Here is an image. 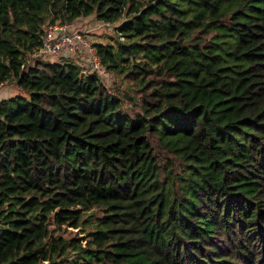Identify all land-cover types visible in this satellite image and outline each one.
I'll return each mask as SVG.
<instances>
[{"label":"trees","instance_id":"obj_1","mask_svg":"<svg viewBox=\"0 0 264 264\" xmlns=\"http://www.w3.org/2000/svg\"><path fill=\"white\" fill-rule=\"evenodd\" d=\"M87 16L126 93L37 54ZM8 82L0 264H264V0H0Z\"/></svg>","mask_w":264,"mask_h":264},{"label":"built area","instance_id":"obj_2","mask_svg":"<svg viewBox=\"0 0 264 264\" xmlns=\"http://www.w3.org/2000/svg\"><path fill=\"white\" fill-rule=\"evenodd\" d=\"M109 24L101 23V26ZM79 52L83 58L82 69L84 73H104L91 41L86 36V31L74 29L71 23L47 24L41 38L37 54L49 59L61 55H73Z\"/></svg>","mask_w":264,"mask_h":264},{"label":"rangeland","instance_id":"obj_3","mask_svg":"<svg viewBox=\"0 0 264 264\" xmlns=\"http://www.w3.org/2000/svg\"><path fill=\"white\" fill-rule=\"evenodd\" d=\"M74 25L76 26L74 29L86 31V36L90 41L110 43L111 41H113V39L116 36V34L111 28L103 25L101 26V24L98 23V21L94 18V16H90L89 18L86 19V21H81L80 23H74ZM100 77L104 85L109 87L110 90L115 91V93L116 92L121 94L126 93L124 84L120 83L119 78L116 77L115 75L104 72L103 74H101ZM19 92L20 90L17 89L16 86L10 82L0 86V98L9 97ZM63 264H68V262H65Z\"/></svg>","mask_w":264,"mask_h":264},{"label":"crops","instance_id":"obj_4","mask_svg":"<svg viewBox=\"0 0 264 264\" xmlns=\"http://www.w3.org/2000/svg\"><path fill=\"white\" fill-rule=\"evenodd\" d=\"M90 16H87V17H82V18H78L76 19L72 25H73V28H75L76 26L74 25V23H80L81 21H86L87 18H89ZM99 23V22H98ZM96 41H92V43H95ZM81 60H82V56L80 57Z\"/></svg>","mask_w":264,"mask_h":264}]
</instances>
